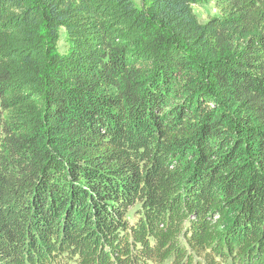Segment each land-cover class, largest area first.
<instances>
[{
  "label": "trees",
  "instance_id": "1",
  "mask_svg": "<svg viewBox=\"0 0 264 264\" xmlns=\"http://www.w3.org/2000/svg\"><path fill=\"white\" fill-rule=\"evenodd\" d=\"M0 264H264V0H0Z\"/></svg>",
  "mask_w": 264,
  "mask_h": 264
},
{
  "label": "rangeland",
  "instance_id": "2",
  "mask_svg": "<svg viewBox=\"0 0 264 264\" xmlns=\"http://www.w3.org/2000/svg\"><path fill=\"white\" fill-rule=\"evenodd\" d=\"M194 13L197 15L200 22H207L208 19L219 15V10L215 3H209L205 6L194 7ZM64 41L61 42V48L63 49ZM199 261H201L199 259ZM202 262V261H201Z\"/></svg>",
  "mask_w": 264,
  "mask_h": 264
}]
</instances>
